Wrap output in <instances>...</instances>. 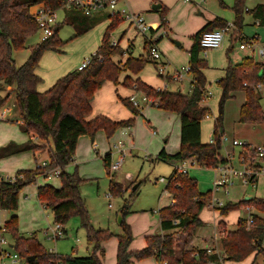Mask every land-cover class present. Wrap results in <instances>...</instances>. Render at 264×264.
I'll list each match as a JSON object with an SVG mask.
<instances>
[{
  "label": "trees",
  "instance_id": "trees-1",
  "mask_svg": "<svg viewBox=\"0 0 264 264\" xmlns=\"http://www.w3.org/2000/svg\"><path fill=\"white\" fill-rule=\"evenodd\" d=\"M246 2L247 0H234L232 9L235 13V21L231 33L232 41L238 38L243 42L248 40L241 34ZM39 4H43L51 11L66 9L65 23L73 26L78 36L85 34L92 27L89 16L81 7L70 3V0H0V90L13 87L11 93L16 94L19 118L23 121L22 131L36 135L41 141L51 139L54 146L50 152V164L38 167L36 170L19 171L11 181L0 180V207L5 211H16L19 193L23 188L35 183L38 177H47L49 172L60 169L58 177L62 182L61 188L38 187V200L45 209L51 211L56 224L65 225L72 216H80L82 226L87 230L88 243L94 245L91 256H62L47 252L36 236L32 238L20 236L16 217L6 223L13 238L14 249L27 261L34 258L28 264H47L48 261L51 264H102L105 252L101 244L111 235L107 231L94 229L90 224L85 201L80 192L81 179L77 173H68L66 167L75 161L80 137L89 136L94 141L96 134L104 131L107 137L111 138L119 129L133 128L136 124L135 118L142 114V108L135 107L129 98L118 96L120 102L135 116L134 118L113 121L99 115L89 119L93 111L92 102L95 93L108 81L118 85L122 72L129 70L138 73L147 63L152 62L156 65L158 63L151 56L150 43L147 39L145 44L149 53L147 59L130 57L123 68L113 62V56L126 53L110 40L109 32L125 22L120 14H115L110 16L112 23L104 35L101 46L91 56L90 65L83 71L76 70L67 74L60 78L50 90L39 93L37 87L43 80L37 76L36 70L45 52L55 51L63 45L58 38L62 26L57 24L54 35L50 39L33 46L30 56L22 66H16L13 56L15 52L24 50L27 39L38 32V24L31 10ZM249 12L257 24L264 27V4L257 5ZM164 17L162 13V19ZM227 25L225 20L216 18L193 36L194 43L189 50V66L192 75L189 94L168 89L156 90L141 80L132 81L126 78L123 82V86L153 98L152 106L175 113L180 117V151L175 155H169L162 150L155 158L156 161L179 164L195 159L199 167L213 169L227 164L228 158L221 154L222 138L225 133L223 116L225 104L235 92L244 91L247 96L246 103L240 111V121L251 124L264 123L262 96L259 91L250 86L264 85V63L255 61L253 57H246L239 64H233L229 60L225 78L218 81L222 96L219 102V116L214 124L213 143L204 144L201 141L202 122L210 117L211 109L202 106V103L209 99L210 94L204 74V70L209 66L206 59L200 56L203 51L200 40L204 33L223 29ZM232 49L233 46L227 52L228 59ZM245 83L248 85L245 86ZM4 104L5 100H1L0 109ZM39 149L38 146L29 143L25 146H9L4 149V153L14 155ZM104 162L110 175V155L104 158ZM165 190L171 195L174 203L159 212L160 227L164 234L149 237L144 249L132 253L128 250L132 241L131 230L125 226V235L119 240L117 264H131L132 259L139 261L150 257L156 258L161 264H222L225 261L241 262L253 254L255 259L261 256L262 264H264V199L245 198L244 201L227 204L219 209L222 216H227L231 211L242 207H250L261 214H250L248 218L239 219L236 231L229 232L221 240L222 254L208 252V250H186L178 258L176 246L181 234L192 235L205 226L200 219V214L211 200L212 192H200L197 180L189 174L180 173L177 167L168 178ZM120 192L118 182L112 180L110 193L119 196ZM127 211L128 203L123 207L122 215ZM249 217L253 218V225L250 228L248 227Z\"/></svg>",
  "mask_w": 264,
  "mask_h": 264
},
{
  "label": "rangeland",
  "instance_id": "rangeland-1",
  "mask_svg": "<svg viewBox=\"0 0 264 264\" xmlns=\"http://www.w3.org/2000/svg\"><path fill=\"white\" fill-rule=\"evenodd\" d=\"M127 1V3L120 1L118 9L122 10L128 7L127 9L131 14L142 16L147 25L151 26L154 30L159 29L153 34L149 33V36L156 42L162 62L166 65L163 66L162 62H159L157 65L152 62L147 63L138 73L129 70L122 72L119 76V81H122L123 84L126 78L132 81H142L143 79L156 90L168 89L169 91H173L181 89L183 94H188L192 75L190 73L184 74L182 81H177L172 75L190 65L188 51L193 43L192 36L201 28L203 21L221 18L228 24H234L235 13L232 9L234 0H189L188 2L185 0H175L176 8L170 16L168 15L172 10L166 7L161 9V24L158 27L153 25L151 19L148 17L154 14L153 4L150 6L149 10L151 11L149 13H141V0ZM261 3H264V0H247L241 32L248 40L258 37L260 39L259 43H262L264 40V27L257 24L249 11ZM102 11H106L107 17L105 14L99 17L97 13ZM111 13L110 9L92 12L91 17H89L91 29L85 34L78 36L75 28L65 23L64 9L57 12L58 21L60 22V26H62L58 33V38L63 42V45L55 51L45 52L41 58L37 71L42 76L45 84L51 83V79L57 75H60V78L76 71L79 65L86 59H90L97 52L102 44L104 35L112 23L110 18ZM162 13L164 15L166 13L164 19H162ZM157 16L159 17L158 13ZM172 21H174L173 24H171ZM164 31H166L165 35L160 37ZM109 33L111 42H116L117 46L126 51L128 58L147 59L149 57L144 35L139 34L134 26L123 22ZM231 35V33L225 35L220 48L210 49L206 54L202 51L200 54L201 58L206 59L210 67L206 71V75L211 83L209 88L210 96L207 100L211 114L210 117L204 120L202 125V141L205 143H210V136H213L215 119L219 116L220 89L217 82L223 76V69L229 61L226 53L232 46L238 52L237 50H240L239 46L242 43V40L239 38L236 41H232ZM129 39H131L133 47L128 52L127 44ZM39 43H41V33L38 31L34 36L27 39L24 50L14 53L13 56L17 67L22 66L27 61L31 48ZM178 44L180 45L178 46ZM246 53L254 56L250 52L246 51ZM124 56L125 54L119 55V57ZM254 58L255 61H260L257 56ZM125 63L119 62L115 64L123 68ZM162 67L166 69V78L169 81L164 77H160V69ZM171 82H174V84L170 85ZM1 96L5 100L3 106L11 108L12 113L14 111L18 112L15 93H11L10 97H6L7 93L5 95L1 94ZM261 96V104L264 111V88ZM136 97L140 102V108H142L144 117L138 116L133 128L119 129L111 138H108L104 131H99L96 134L94 142L89 136H85L80 141V145L76 150L75 161L66 167L68 173H77L81 179L80 192L85 201L90 224L94 229L107 231L111 235L101 244L105 252L102 264H117L119 240L120 237L125 235V226L130 228L132 236L128 249L129 252L135 253L144 249L147 246V235H156L159 230L160 210L171 206L173 203L171 195L165 188L174 167L167 162L156 161L155 158L164 148L168 153L178 150L180 146L179 119L173 113L170 114V112L152 106V103L147 104L144 102L141 93H137ZM149 99L152 102L154 101L153 98ZM114 102H117L119 105L113 104L112 107L115 109L119 108L120 112L109 110L107 113L114 114L116 118H119V116L124 117L126 111H123L118 96L115 97ZM106 105L108 103L103 104L104 107H97L99 115L103 114L102 112L105 111ZM239 107L240 101L237 97L228 100L225 104L223 116L225 133L222 140L221 154L225 158H231L232 167L236 171H243L244 166L239 161V155L248 159L253 157V153L249 146L246 149L234 147L233 141L236 139L238 142L248 145L254 143L257 146H264V123L255 130H251L247 125H238ZM92 110V113H94V108ZM143 119L146 120L148 129L143 124ZM242 134H246L251 139V142L248 139L240 138ZM166 139H168L167 142L165 141ZM119 142L123 143V147L116 149L114 145ZM107 155H110L111 165L119 162L121 157L124 158L119 170L112 171L110 167V175L104 162V158ZM22 158L25 161L22 165L26 167L22 170H36L38 167H43L45 162L50 164V160H42L45 158V154H43L41 159H38L37 154L35 156L33 152H29L24 153ZM188 163L190 164V162ZM177 166L179 167L180 165L177 164L175 168ZM18 171L15 170L11 175L15 177ZM189 176L197 179L199 191L212 192L211 200L200 214V219L203 218L211 224L210 226L206 225V237H214L216 230L214 220L221 215L217 209L227 204H236L244 201L247 196L264 199V176L260 177L257 186L251 184L245 185L239 178H233V185H230L227 189L222 188L219 191L214 189L217 178L216 169L201 168L195 164L193 168H190ZM5 178V176L1 177L0 175V180H4ZM112 180L118 182L121 190L119 196H114L110 193ZM41 186H51L55 189H60L62 182L59 177L52 175L38 177L35 183L26 186L20 191L18 210L14 214L11 211H2V221H11L13 217H16L20 236L25 238L36 236L47 252H54L62 256H91L94 245L88 243L87 230L82 226L80 216L74 215L67 224L62 225L66 231L64 238L55 239L53 237L57 224L54 222L51 211L45 209L38 200L37 190ZM134 188L136 189L134 190ZM109 194H111V197H109ZM126 203H128V211L122 215V209ZM249 214L259 215L260 213L254 209H251L249 213L247 207L231 211L224 218L228 229L234 231L237 227L238 219L248 218ZM203 223L205 224V222ZM184 234L186 233H182L181 236ZM192 235L186 234L187 237H191ZM181 236L177 242L180 241ZM9 237L13 241L11 235ZM216 240L218 241L216 249L218 253H222L221 236H216ZM214 247H216L215 244ZM186 250H198V248ZM148 259L154 264H156L155 261L160 263L156 258L150 257L139 261L132 259L131 264H138V262ZM246 261L244 264H249V260ZM262 263L263 258L260 256L257 258L255 264ZM47 264H51L50 261ZM233 264L239 263L233 262Z\"/></svg>",
  "mask_w": 264,
  "mask_h": 264
},
{
  "label": "crops",
  "instance_id": "crops-1",
  "mask_svg": "<svg viewBox=\"0 0 264 264\" xmlns=\"http://www.w3.org/2000/svg\"><path fill=\"white\" fill-rule=\"evenodd\" d=\"M122 1H124L126 3L128 2L127 0H122ZM174 2H175V0H141V13H149L151 11V10H149L151 8L150 6L153 4V11H154L153 13L154 14L149 15L148 17L151 19V21H152L151 23L158 27L161 24V21H160L161 20V16H160L161 15V13H160L161 9L163 7H166L168 9L172 10V11H170V13L168 15V16H170V14L176 8V4ZM261 4H264V3H261ZM159 5H160V8L155 10L154 6H159ZM133 7H136V6H133ZM130 8L132 9L131 6H130ZM64 11H65L64 15L66 17V9ZM105 12L102 11V12H99L97 14H99V17H102L105 14V16L107 17V14ZM157 13L159 14V17L157 16ZM165 15H166V13H165ZM89 17H91V15ZM64 21H65V19H64ZM210 21H213V20L212 19H207V20L203 21L201 28L198 31H196L193 36H195ZM173 23H174V21H172L171 24H173ZM57 24H60V22L58 21V18H57ZM169 27H170V23H169ZM170 29H171V27H170ZM144 41H145V44H146V37L145 36H144ZM114 43H116V42H114ZM193 43H194V41H193ZM193 43H192L191 47L193 46ZM179 45L180 44H178V46ZM132 47H133V45L131 43V39H129L128 44H127L128 52L132 49ZM191 47H190V49H191ZM234 51L235 50L233 48L232 52L230 53V56H229L230 59H228L233 64H239V63L242 62V60L244 58L252 57L250 54H247L246 51H242V50H237L238 52H236V51L234 52ZM226 56H227V53H226ZM188 59L190 61L189 51H188ZM112 60L115 63H119V62L120 63H125L128 60V55H126V53H125L124 57L113 56ZM162 64H165V63L162 62ZM228 65H229V61H228L227 65H226V67L223 69V71H224L223 72V76L219 80L225 78L226 69H227ZM208 69H210V67H208ZM208 69L204 70V74H205V76L207 78V88H208V91H209L211 83L209 82L208 77L206 75V71ZM36 74H37V76H39L43 80L42 76L38 73L37 70H36ZM124 74H126V73H124ZM59 76L60 75H57L56 77H53V79H51L52 80L51 83H49V84H45V81L43 80V82L37 87V91L39 93H45L48 90H50L54 86V84L60 78H62V77L59 78ZM142 81L145 82V80H143V79H142ZM191 81H192V79H191ZM145 83L147 85H149L147 82H145ZM172 84H174V82H171L170 85H172ZM0 86H1V83H0ZM149 86L152 87L151 85H149ZM219 89H220V99H221L222 89L220 87H219ZM12 90H13V87H7V88H4V89L0 90V101L3 100L2 99L3 97L1 96V94L5 95V93H7L6 97H10V95H11L10 93H11ZM159 90H161V89H159ZM173 91H177V92H181L182 93L181 89H177V90H173ZM262 91H260V94L262 93ZM136 94L137 93L135 92V90H132L130 88H127V87L123 86L122 81H119L118 85H115L113 82H109V81L106 82L103 85L102 89L98 90L95 93V97H94L93 102H92V108H94L95 111H94V113H92V115H91V117L89 119H93V118L97 117L99 115L97 107L98 106L104 107L103 104H107V103H108V105L105 106V111L102 112L103 114L100 113L103 116H106V117L110 118L113 121H125V120H129V119L134 118L135 116L131 113V111L129 109L127 110L126 107L122 103H121L122 109H123L124 112L126 111L124 117L119 116V118H116V117H114V114H112V113L109 114L107 112H109V110L112 111V112H120L119 108L115 109L114 107H112L113 104H117V102H114V99H115L116 96H120V97L125 98V99L126 98L130 99L131 97L136 96ZM209 94H210V91H209ZM236 97L239 98V101H240L238 122L241 123V124H239L237 122L238 125H242V126L247 125L251 130L258 129L260 127V125H262L263 123L262 124H251V123H242L240 121V111H241L242 106L246 103V100H247L246 92H244V91L235 92V93H233V97L231 99L236 98ZM220 99H219V102H220ZM117 105H119V104H117ZM202 106L203 107H209L208 101L207 102L206 101L203 102ZM3 108H8V107L2 106L1 109H3ZM1 109H0V111H1ZM8 109L10 110V112H9L7 118L4 119V120H0V175H1V177L5 176L6 177L5 180H9V179L15 178L13 175H11L12 172H14L15 170L22 171V169L26 168V167H23V165H22L25 162L24 159L22 158V155H24V153L33 152L35 156L37 154V158L38 159H41L43 154H45V158H43L42 160H50V152L54 148L53 142H52L51 139H49L47 141H41L36 135L24 133L22 131V129H21L23 121L20 120V118H19V111L18 112L14 111L12 113L11 108H8ZM10 114H12V115H10ZM173 114L178 117L179 122H180V146H181V120H180V117L177 114H175V113H173ZM116 116H118V115H116ZM141 116H143V114H141ZM217 118L218 117H216V119ZM203 122H202V125H203ZM143 124L148 129V126H147V123H146L145 119H143ZM201 127H203V126H201ZM127 129H129V128H127ZM84 137L85 136H82V137L79 138V141H78V144H77V149H78V147L80 145V141ZM210 138L212 140V135L210 136ZM240 138H243V139H246V140L248 139L249 142H251L250 141L251 139L249 137H247L246 134H242V136H240ZM165 141L167 142L168 139H166ZM201 141H202V128H201ZM29 143H33L34 145L38 146L40 149L38 151L27 150V151H23L21 153H17V154H14V155H8V154L4 153V149L8 148L9 146H15V145L16 146H25V145H27ZM202 143L208 144V143H205L204 141H202ZM210 143H211V141H210ZM251 145L253 146V148L261 147V146L264 147L263 145L257 146L254 143H252ZM251 145H249V146H251ZM180 146H179L178 150L173 152V153H171V152L168 153L165 148L162 149V150H165V152L167 154H169V155H175V154H177L180 151ZM240 153H241V151H240ZM42 162H45V161H42ZM45 163H47V162H45ZM167 163L173 165V167H174V170L172 172V174H173L174 171H175V166L177 164L175 162H167ZM172 174L170 175V177L172 176ZM192 178H194V177H192ZM194 179H196V178H194ZM258 182H259V180H258ZM202 193H205V192H202ZM250 197H252V196H250ZM172 202L174 203L173 200H172ZM217 210H219V209H217ZM16 211H14V212L11 211V212L14 214ZM259 215H261V214H259ZM201 218H202V215H201ZM224 218H226V216L220 215V217H217L214 220V226H215V229H216L215 232H214V237H206L205 236V232L207 231L206 225L210 226L211 224L209 223V221H206V220H204L202 218L201 219L202 222H205V226L204 227H202L199 231H197L196 234L192 235L191 237H187L186 234L182 235L180 241L177 242V246H176L177 257L180 258V255H182V252L184 250L193 249V248H198L199 250L214 251V252L218 253V251L216 249L218 247V244H217L218 241L216 240V236L217 237L221 236V240H222V238H224L226 236V234H228L229 232H233V230H229L228 229L227 222H226V220ZM238 221H239V219H238ZM238 221H237L236 225H238ZM3 222L7 223L8 221H3ZM236 229H237V227H236ZM236 229L234 231H236ZM159 234L160 235L164 234L163 231L161 230L160 225H159V230L157 231L156 235H159ZM152 236H155V235L154 234L147 235L146 242H147V239L149 237H152ZM214 244L216 245V247H214ZM152 260H154V259H152ZM246 260H249V264H255L257 258L255 259V255L253 254L250 257H248ZM246 260L241 261V262H234V263L244 264V263L247 262ZM155 263L156 264H161V263H157L156 261H155ZM138 264H154V263L151 260L148 259V260H145V261L138 262ZM210 264H215V263H210ZM222 264H233V262L225 261Z\"/></svg>",
  "mask_w": 264,
  "mask_h": 264
},
{
  "label": "built area",
  "instance_id": "built-area-1",
  "mask_svg": "<svg viewBox=\"0 0 264 264\" xmlns=\"http://www.w3.org/2000/svg\"><path fill=\"white\" fill-rule=\"evenodd\" d=\"M122 0H70V3H73L79 7H81L86 15H91L92 12L100 11V10H107L110 9L112 13L110 16H114L115 14H120L124 21L128 22L130 25L134 26L138 33L143 34L146 36L147 40L150 43V52L152 58L157 62L162 61L161 54L157 48L156 42L153 41V38L149 36L154 32L158 31L159 29L154 30L151 26L147 25L145 19L140 15L131 14L127 8H123L122 10L118 9V4ZM188 2L189 0H185ZM57 12L58 11H51L48 10L43 4L36 5L32 8L31 14L35 18L38 24V31L41 33V41H46L50 39L54 35V28L57 24ZM233 24H228L225 28L220 30H215L212 32H206L203 34L200 40V46L203 49V52L206 54L210 49L220 48L223 44L224 37L226 34L232 33ZM166 31L161 33L160 37L165 35ZM260 39L256 37L255 39H249L246 41H242L239 46V49L242 51L250 52L253 58L257 56L261 63H264V40L262 43H259ZM91 63V59H86L81 65L78 67V71H83L86 69ZM163 66L166 64H162ZM191 68L190 66L182 68L181 71H178L175 75H172L174 79L177 81L183 80V75L186 73H190ZM169 75V74H168ZM160 76L166 78L167 73L166 69L162 67L160 69ZM248 84L245 83V86ZM256 91H262L264 88L263 84H256L252 87ZM143 101L147 104H151L152 101L143 95ZM133 105L137 108H140V102L136 96L130 98ZM10 110L8 108H3L0 111V120H4L7 118ZM224 138V137H223ZM222 138V140H223ZM213 143V140H211ZM234 147H241L242 149H246L249 145L238 142L237 140L233 141ZM114 147L116 149H120L123 147V143L119 142L115 144ZM251 152L253 153L252 158H245L239 155V161L244 166L243 171H236L232 167L231 158L228 157L229 162L225 165H220L216 169L217 178L214 184V189L219 191L220 189L224 188L227 189L230 185H233L232 182L233 178H239L245 185H253L257 186L258 180L261 176H264V147H251ZM124 158L121 157L120 161L116 164L111 165L112 171L119 170ZM190 162V164L188 163ZM196 164L195 159H189L179 163V167L177 166V170L183 174H189L190 168H193ZM48 165V163H44L43 167ZM197 165V164H196ZM61 170L55 169L48 173L54 177H58L60 175ZM5 180V179H4ZM14 179H9L5 181H11ZM111 197V194H109ZM221 205V204H220ZM247 211L250 213L251 208L247 207ZM2 209L0 207V264H28L26 258H23L15 249H14V242L10 240V234L5 222L1 219ZM248 225L251 227L253 225V218L249 217ZM66 235V232L61 224H57L56 228L54 229L53 237L55 239H62ZM212 252V251H209ZM61 264V263H59Z\"/></svg>",
  "mask_w": 264,
  "mask_h": 264
},
{
  "label": "water",
  "instance_id": "water-1",
  "mask_svg": "<svg viewBox=\"0 0 264 264\" xmlns=\"http://www.w3.org/2000/svg\"><path fill=\"white\" fill-rule=\"evenodd\" d=\"M160 8V5L159 6H154V9L156 10V9H159ZM136 188H134V190H135ZM252 197H247L246 199H251ZM34 260V258H32L31 260H28V262L30 263L31 261H33Z\"/></svg>",
  "mask_w": 264,
  "mask_h": 264
}]
</instances>
